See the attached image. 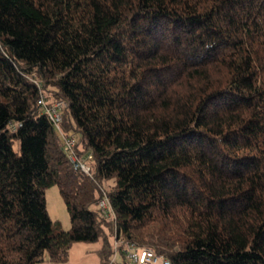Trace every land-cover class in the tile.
<instances>
[{"label": "trees", "instance_id": "16d2710c", "mask_svg": "<svg viewBox=\"0 0 264 264\" xmlns=\"http://www.w3.org/2000/svg\"><path fill=\"white\" fill-rule=\"evenodd\" d=\"M33 79L66 103L90 175ZM115 233L171 264H264V0H0V264H63L99 239L111 264Z\"/></svg>", "mask_w": 264, "mask_h": 264}, {"label": "built area", "instance_id": "2783aa9c", "mask_svg": "<svg viewBox=\"0 0 264 264\" xmlns=\"http://www.w3.org/2000/svg\"><path fill=\"white\" fill-rule=\"evenodd\" d=\"M34 83L40 89V96L37 99V105L40 109L45 111L47 116L52 120L55 128L61 135L64 150L67 157L75 169H79L85 174L90 175L92 172V166L90 164L93 159L91 152H87L85 155L79 157L74 151L75 138L71 132L64 134L60 130V123L62 121V111L66 107V103L63 100H56L51 105H48L47 100L42 92L40 83L33 79ZM19 123L10 122L8 128L10 130H15ZM101 195L97 201V208L100 210L102 215L108 219L115 221V212L110 204L107 190L100 187ZM111 252L114 255L119 254L123 260L130 264H171L170 260L164 255L155 252L152 248L148 246H142L135 242L128 241L124 237L114 234L113 245ZM115 262L114 258H111L109 263L113 264Z\"/></svg>", "mask_w": 264, "mask_h": 264}, {"label": "rangeland", "instance_id": "374dc122", "mask_svg": "<svg viewBox=\"0 0 264 264\" xmlns=\"http://www.w3.org/2000/svg\"><path fill=\"white\" fill-rule=\"evenodd\" d=\"M13 148L18 150L17 142L13 144ZM113 184V180H104L101 182L100 187L109 191ZM44 196L46 209L52 221L53 228L62 230L69 229V215L57 185L54 184L47 187ZM108 239L112 248L114 239L113 235H109ZM100 247L101 239L96 242H73L68 250L67 261L63 264H100L101 259L98 254ZM111 258H114L115 260L113 264H118L123 261L119 254L114 255L113 252H111L109 256V261Z\"/></svg>", "mask_w": 264, "mask_h": 264}, {"label": "crops", "instance_id": "0c3cea01", "mask_svg": "<svg viewBox=\"0 0 264 264\" xmlns=\"http://www.w3.org/2000/svg\"><path fill=\"white\" fill-rule=\"evenodd\" d=\"M37 264H40V263H37Z\"/></svg>", "mask_w": 264, "mask_h": 264}]
</instances>
